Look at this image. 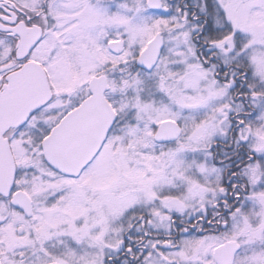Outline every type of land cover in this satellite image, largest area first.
I'll return each mask as SVG.
<instances>
[{"label":"snow or ice","instance_id":"6c2138e0","mask_svg":"<svg viewBox=\"0 0 264 264\" xmlns=\"http://www.w3.org/2000/svg\"><path fill=\"white\" fill-rule=\"evenodd\" d=\"M0 264H264V0H0Z\"/></svg>","mask_w":264,"mask_h":264}]
</instances>
